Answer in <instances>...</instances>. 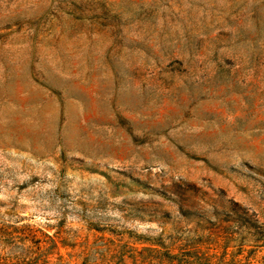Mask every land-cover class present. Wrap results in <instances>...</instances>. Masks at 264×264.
Wrapping results in <instances>:
<instances>
[{"label":"rangeland","instance_id":"obj_1","mask_svg":"<svg viewBox=\"0 0 264 264\" xmlns=\"http://www.w3.org/2000/svg\"><path fill=\"white\" fill-rule=\"evenodd\" d=\"M0 264H264V0H0Z\"/></svg>","mask_w":264,"mask_h":264}]
</instances>
